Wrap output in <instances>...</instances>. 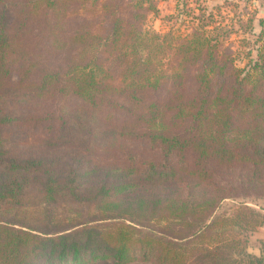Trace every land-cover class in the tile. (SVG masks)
<instances>
[{
  "label": "trees",
  "instance_id": "trees-1",
  "mask_svg": "<svg viewBox=\"0 0 264 264\" xmlns=\"http://www.w3.org/2000/svg\"><path fill=\"white\" fill-rule=\"evenodd\" d=\"M157 10L0 0V264H264V212H219L264 199V45L240 68Z\"/></svg>",
  "mask_w": 264,
  "mask_h": 264
},
{
  "label": "rangeland",
  "instance_id": "rangeland-1",
  "mask_svg": "<svg viewBox=\"0 0 264 264\" xmlns=\"http://www.w3.org/2000/svg\"><path fill=\"white\" fill-rule=\"evenodd\" d=\"M155 3L158 10L148 15L147 30L184 38L190 35L193 27L214 20L213 26L221 25L220 33L213 30V26L208 30L214 38L224 41V48L236 52V64L240 68L248 69L250 59L247 53L252 52L253 60L264 45V0H155ZM46 103L44 108L55 109L58 100L49 99ZM62 105L75 108L79 102L71 99L62 101ZM240 202L264 212V199L253 196L227 199L219 212H229ZM246 235L250 252L259 254L264 251V226Z\"/></svg>",
  "mask_w": 264,
  "mask_h": 264
}]
</instances>
